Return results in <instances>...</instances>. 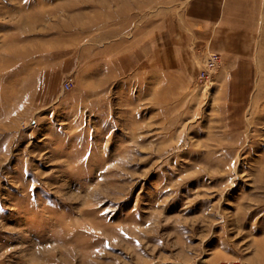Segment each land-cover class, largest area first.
<instances>
[{
  "label": "rangeland",
  "instance_id": "rangeland-1",
  "mask_svg": "<svg viewBox=\"0 0 264 264\" xmlns=\"http://www.w3.org/2000/svg\"><path fill=\"white\" fill-rule=\"evenodd\" d=\"M187 1L0 0V264H264V19Z\"/></svg>",
  "mask_w": 264,
  "mask_h": 264
},
{
  "label": "crops",
  "instance_id": "crops-1",
  "mask_svg": "<svg viewBox=\"0 0 264 264\" xmlns=\"http://www.w3.org/2000/svg\"><path fill=\"white\" fill-rule=\"evenodd\" d=\"M263 19L264 0H188L179 24L188 41L205 50L213 48V41L221 34H226V39L239 34L245 38L246 34L256 32ZM163 30L167 32L165 24Z\"/></svg>",
  "mask_w": 264,
  "mask_h": 264
},
{
  "label": "built area",
  "instance_id": "built-area-1",
  "mask_svg": "<svg viewBox=\"0 0 264 264\" xmlns=\"http://www.w3.org/2000/svg\"><path fill=\"white\" fill-rule=\"evenodd\" d=\"M219 61H220L219 55L211 54L204 65V69L200 72L198 76V80L199 81L206 80L209 74L216 69ZM68 89H69V84L65 83L64 90H68Z\"/></svg>",
  "mask_w": 264,
  "mask_h": 264
}]
</instances>
